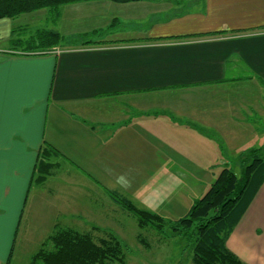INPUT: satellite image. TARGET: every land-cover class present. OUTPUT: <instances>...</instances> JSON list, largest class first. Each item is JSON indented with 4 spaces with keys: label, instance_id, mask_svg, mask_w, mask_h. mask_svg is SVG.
<instances>
[{
    "label": "crops",
    "instance_id": "1",
    "mask_svg": "<svg viewBox=\"0 0 264 264\" xmlns=\"http://www.w3.org/2000/svg\"><path fill=\"white\" fill-rule=\"evenodd\" d=\"M69 6L47 53L14 41L48 11L0 20V264L47 211L55 231L101 230L94 216L127 213L115 192L186 216L231 161L264 158V0ZM227 247L264 264V184Z\"/></svg>",
    "mask_w": 264,
    "mask_h": 264
},
{
    "label": "trees",
    "instance_id": "2",
    "mask_svg": "<svg viewBox=\"0 0 264 264\" xmlns=\"http://www.w3.org/2000/svg\"><path fill=\"white\" fill-rule=\"evenodd\" d=\"M94 1L125 5L140 0H0V20L48 11L52 21H58L63 7ZM63 41L60 34L43 30L27 40L14 42L24 51L47 53L60 47ZM83 43L89 45V41ZM51 158L48 151L40 157V161L47 160V175ZM242 166L240 176L225 167L209 191L177 221L139 210L118 193L108 194L115 204L136 219L139 228H150L159 235L169 228L171 236L187 239L192 264H244L228 249L227 241L264 184V158L258 151H252L243 158ZM140 240L145 245V241ZM129 254V247L113 232L96 228L89 233L57 230L32 256L30 264H127Z\"/></svg>",
    "mask_w": 264,
    "mask_h": 264
},
{
    "label": "rangeland",
    "instance_id": "3",
    "mask_svg": "<svg viewBox=\"0 0 264 264\" xmlns=\"http://www.w3.org/2000/svg\"><path fill=\"white\" fill-rule=\"evenodd\" d=\"M72 8L74 9L75 7L69 6L65 8L68 10L66 15L71 12ZM45 16L46 15H42V18L34 21L29 19V22H25L23 26L26 27H24V31L20 32V37L31 38L35 35V33H37V31L50 28L52 26V18L50 15L48 18ZM96 39L97 37H91L85 39L84 41H96ZM258 124L264 130V119L262 121H258ZM261 147V149L264 150V141L261 143ZM230 169H232L237 175H241L243 170V168L236 161H231ZM209 188L206 190V193L209 191ZM146 212L153 213L154 211L151 212L150 210ZM51 213L52 211L46 212L45 223L36 225L35 230H31L29 233V239L27 241L17 243L15 255L19 257V260H17V263L14 262L13 264H28V261H30L29 259H31V257L44 243L43 241L47 240L55 233L54 226L51 224L54 215ZM108 215L110 218H107V216H101L100 219L102 220H99L100 216H94L98 221H101H96V224L98 225L94 224V226H97L104 231L113 232L125 245L129 247L131 254H129L127 258V264H192V250L189 242H187V239L171 236L169 228H166L165 233L159 235L150 228H139L136 219L129 213H116V215L113 216V212H110ZM157 215L171 221H177L185 217L184 214L168 215L160 213ZM112 219H114V221ZM81 227L82 226H79V230L77 231L81 233L91 232L89 226H85L84 229H81ZM97 235L102 236L101 234ZM141 238L145 241V245L141 243Z\"/></svg>",
    "mask_w": 264,
    "mask_h": 264
},
{
    "label": "built area",
    "instance_id": "4",
    "mask_svg": "<svg viewBox=\"0 0 264 264\" xmlns=\"http://www.w3.org/2000/svg\"><path fill=\"white\" fill-rule=\"evenodd\" d=\"M63 51L62 50H60V49H55L52 53L54 54V55H59V54H61Z\"/></svg>",
    "mask_w": 264,
    "mask_h": 264
}]
</instances>
